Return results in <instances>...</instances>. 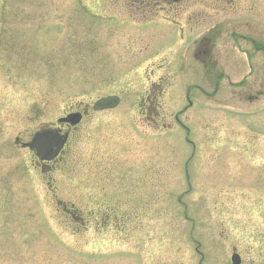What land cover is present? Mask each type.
<instances>
[{
	"label": "rangeland",
	"instance_id": "374dc122",
	"mask_svg": "<svg viewBox=\"0 0 264 264\" xmlns=\"http://www.w3.org/2000/svg\"><path fill=\"white\" fill-rule=\"evenodd\" d=\"M116 2L122 5L0 0V19L7 23L0 38L9 39L0 40V264H230L233 249L255 264L264 258V201L230 195L219 181L185 179L191 148L174 116L192 82L174 60L200 51L194 44L208 32L212 51H228L230 59L234 54L243 60L237 51H254L253 44L264 51V0H183L176 9L179 28L113 16ZM12 39L18 51H9ZM163 58L166 67L151 72ZM252 60L255 74L244 62L234 81L250 75L245 85L258 83L264 62ZM196 79L208 90L199 74ZM152 83L166 91L155 103L166 114L167 129L157 124L158 106L137 105ZM113 94L122 96L119 107L101 113L89 107L53 168H39L33 155L14 146L15 139L27 142L72 107ZM260 98L257 109L264 104ZM211 108L220 140V125L233 118L224 119L220 105ZM144 110L156 123L135 120ZM179 117L200 131L192 141L202 151L196 155L203 168L206 122L201 116L194 121L190 110ZM93 187L100 200L109 189L116 192L117 212L112 223L110 217L83 227L76 211L79 190L87 198Z\"/></svg>",
	"mask_w": 264,
	"mask_h": 264
},
{
	"label": "flooded vegetation",
	"instance_id": "af4514ba",
	"mask_svg": "<svg viewBox=\"0 0 264 264\" xmlns=\"http://www.w3.org/2000/svg\"><path fill=\"white\" fill-rule=\"evenodd\" d=\"M6 25L7 23L0 19V34H3ZM0 40L3 43L9 42V39L0 38ZM209 40L210 38L205 36L199 42L203 44L200 47V51H187V53L180 55L174 60V67L179 72L188 73L190 82H192L189 83L187 93L184 96V100H182V103H185L183 111L177 113L174 116V120L179 124V116L183 112L190 110L191 114L194 115V121L200 116L205 120V129L210 134L204 149L203 168H198L200 165L199 155H196V153L202 155V151L198 153V147L195 142L194 145H191V154L188 162L190 178L195 183H200L203 178L208 183L219 181L230 195L242 198L245 195L250 199L264 201V195H261L264 194V120L262 119L264 117V104L259 109L254 107L257 102H262L260 97L264 96V91L262 90L264 89V74L255 75L257 84L252 81L245 85V79L250 75L240 81H234L236 74L244 68V62H246L248 74L254 75L256 68L253 66L252 59L256 57L257 59L259 58V61L262 60L264 62V51H260V49L257 51H237L238 55L243 56L244 59L241 60L235 57L234 54H230L232 56L229 55L233 58L230 59L226 57L228 51H223L221 54L218 51H212V44L208 42ZM8 47L9 51H18L14 39H12L11 45ZM167 64V60H162L158 64L157 70L164 69ZM3 66H5L4 63ZM256 66L259 67L257 64ZM197 74L200 76L201 84L206 86L208 90L197 86ZM164 80H167L165 75L160 82H164ZM155 85L157 84L152 83L142 93L140 100L144 105H156L162 108L155 101L163 100L162 96L166 94V91L161 89L159 85V89H155ZM221 88L224 91L219 93ZM196 93L205 96L203 99L206 102L201 103L203 105H199L200 107L196 104V101L198 102L199 100L193 97ZM217 105H220L223 109L221 114L224 119L233 118L232 124L226 122L220 125L224 129V134L220 137V140L215 137L219 128L215 122L216 119L215 121L212 119L214 111L211 108V106ZM157 116L160 117L157 124H160L163 129H167L166 125L163 124L166 116L165 112L162 114L158 113ZM136 118L139 120L151 118L150 120L155 122L145 112L139 113ZM54 128L62 134L64 131L68 132L69 130L66 125L62 127L54 126ZM199 132L191 128L190 135L193 140L197 138ZM50 165L39 164L42 169L49 168ZM200 170L203 171L201 174L199 173ZM118 181L122 180L118 179ZM79 191L78 213H80L83 224L85 223L83 220H86L87 223H90L91 220L92 222H98L95 218L96 213H102L103 217H100V219H105L110 218L111 213L117 212L116 192L113 189H109L104 194L105 196L107 195V198L105 197L103 200L99 199L100 191H96L95 187H93L91 194H87V198L85 190L80 189ZM238 254L241 259L240 264H246L241 253ZM255 262V264H264V258L258 257Z\"/></svg>",
	"mask_w": 264,
	"mask_h": 264
},
{
	"label": "water",
	"instance_id": "95a60500",
	"mask_svg": "<svg viewBox=\"0 0 264 264\" xmlns=\"http://www.w3.org/2000/svg\"><path fill=\"white\" fill-rule=\"evenodd\" d=\"M119 99L114 96L105 97L99 99L94 104V111H103L114 109L118 106ZM79 120V117L70 116L68 119H65L64 122H70L72 125L76 124ZM64 144V140H60L59 137H56L51 134H37L33 141L32 145L28 147L31 150H36V155L41 160H51L58 154L59 150ZM55 148L54 151L52 149ZM232 264H240L238 256L234 255L232 258Z\"/></svg>",
	"mask_w": 264,
	"mask_h": 264
},
{
	"label": "trees",
	"instance_id": "16d2710c",
	"mask_svg": "<svg viewBox=\"0 0 264 264\" xmlns=\"http://www.w3.org/2000/svg\"><path fill=\"white\" fill-rule=\"evenodd\" d=\"M122 5L128 16L139 22L177 12L172 0H123Z\"/></svg>",
	"mask_w": 264,
	"mask_h": 264
}]
</instances>
